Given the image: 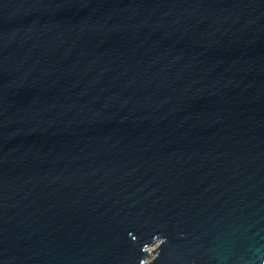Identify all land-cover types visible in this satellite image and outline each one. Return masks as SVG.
I'll return each instance as SVG.
<instances>
[{"label": "water", "instance_id": "95a60500", "mask_svg": "<svg viewBox=\"0 0 264 264\" xmlns=\"http://www.w3.org/2000/svg\"><path fill=\"white\" fill-rule=\"evenodd\" d=\"M0 264H264V0H0Z\"/></svg>", "mask_w": 264, "mask_h": 264}, {"label": "rangeland", "instance_id": "374dc122", "mask_svg": "<svg viewBox=\"0 0 264 264\" xmlns=\"http://www.w3.org/2000/svg\"><path fill=\"white\" fill-rule=\"evenodd\" d=\"M154 249H155L154 247H151V248L148 249V252H149L148 260H150L153 257L151 251H153Z\"/></svg>", "mask_w": 264, "mask_h": 264}]
</instances>
